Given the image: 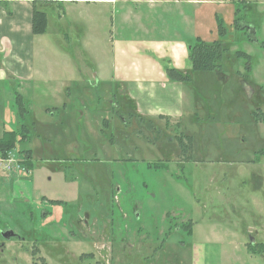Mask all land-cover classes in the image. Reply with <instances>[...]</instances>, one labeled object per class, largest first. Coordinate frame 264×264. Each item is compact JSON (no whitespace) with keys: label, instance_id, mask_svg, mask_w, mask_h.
I'll use <instances>...</instances> for the list:
<instances>
[{"label":"rangeland","instance_id":"rangeland-1","mask_svg":"<svg viewBox=\"0 0 264 264\" xmlns=\"http://www.w3.org/2000/svg\"><path fill=\"white\" fill-rule=\"evenodd\" d=\"M74 4L64 16L68 37L56 31L45 39L48 45L38 46L37 64L53 67L43 73L54 83L21 90L0 85V137L23 128L27 112L16 91L40 122L31 124L27 115L26 137L0 155V264H192L193 243L196 264H264L248 245L250 235L264 242V155L258 151L264 133L252 128L246 143L226 142L218 129L203 135L200 127L208 120L209 96L235 102L233 114L241 106L250 116L254 101L262 107L254 110L264 112V0H195L189 43L198 36L210 43L221 39L227 48L222 65L231 74L245 70L255 91H244L236 76L218 86L224 70L195 72L179 124L136 115L127 84L111 78L115 56L107 40L104 53L97 38L87 45L93 31L86 34L85 26L92 25ZM146 6L137 10L158 22L156 31L177 37L183 28L191 38V23L181 14H191V2ZM61 83L71 93L65 105L55 98ZM60 104L55 116L43 110ZM188 133H196L193 145L183 136ZM181 138L190 149L183 150ZM10 173L28 178L16 179L12 190ZM193 222L191 237L186 229Z\"/></svg>","mask_w":264,"mask_h":264},{"label":"crops","instance_id":"crops-1","mask_svg":"<svg viewBox=\"0 0 264 264\" xmlns=\"http://www.w3.org/2000/svg\"><path fill=\"white\" fill-rule=\"evenodd\" d=\"M169 1L170 0H0V85H9L14 89L18 88L21 90L26 86L39 89L40 86L48 87V84L52 85L54 83L55 80H50V77L43 73L48 70L52 71L53 67L49 68L48 65L43 64L39 66L37 64L39 55L38 46L39 44L48 45L45 39L51 36L54 37L52 34L56 31L65 32V36L68 37L69 30L64 25L66 19L64 16L68 15L69 9H73L72 5L75 3V7H79L83 10V16H81L80 13L81 20L91 23L92 25L85 26L86 34L93 31V35L87 40V45L91 44L94 38H97V45L99 44L104 53L103 40H107L106 44L109 46L110 53L112 52L115 56L112 68L119 76L118 77L117 74L113 72L111 78L127 84L129 91L127 96L134 104L133 108L136 115L150 121L155 119H168L176 121V123L179 124L187 113L186 86L193 83L195 73L193 72L191 74V81L172 80L167 74L165 60H171L173 65L171 63L169 66H174L182 72L193 70L189 54L191 43L189 42L195 38V0H183L185 3L189 4L191 2L193 4L191 14L181 10L183 19L191 23V27L187 28V34H191V38L186 37L183 28H180L178 33L175 31L174 34H178V36L176 35L177 37L162 35L158 30L156 31L158 22H148L149 20L147 21L137 10L139 5H148L146 9L149 10L151 7H156L157 5H166ZM35 9H40L47 14L46 31L42 34H35L33 30ZM74 9L76 10V8ZM55 11V18L51 17V14H54ZM52 22L56 24V29H52ZM109 27L110 34L107 36ZM153 33L160 35L161 38L151 37L150 34L152 35ZM80 36H82L81 33ZM55 49L56 48L53 47V50ZM153 54H157V56H160L164 61L159 63L151 57ZM222 70H224L225 73L218 74L225 79H223L218 86H225L228 79L232 78L231 76H236L239 78V83L244 91L248 94L255 91L254 87L248 82L246 74L242 73V71L245 72V70H235L234 74H231L233 72L227 68L225 69L224 66ZM74 71H76L75 68ZM219 71L221 70L211 71L210 74ZM71 77L74 81L76 76ZM67 84L63 86V83H61L59 92L55 96V98L58 99L59 102H63L64 105L66 104V102L63 101L64 97L66 94H71L70 90H67ZM36 92L39 93L40 90ZM16 93L17 96L25 102L23 95L19 94L17 91ZM205 102L208 120L200 124V127L203 128V135L206 134V129L211 131H213V129L214 131L218 129L226 139V142L228 140L236 142L239 139L240 143H246L249 137V129L255 128L261 133H264V120H257L254 113L258 107L262 110L260 103L257 105L256 101L252 102L253 108L256 109H252L249 116L247 111L243 109L241 111V106L238 107L236 113L233 114V109L236 106L235 102L229 103L224 99H217L216 101V98L213 99L210 96ZM202 107L203 105H199L197 108L201 109ZM43 110L48 115L55 116L56 113H60L61 104L53 108L47 105ZM26 112L27 113H24L20 119L22 126L27 127L29 125V121L26 122L27 124L23 123L25 119H28L26 117L27 115L29 118L32 117L31 124H38L39 120L36 115L32 114V110L29 109V111L26 110ZM249 118H251V120H249ZM239 121L242 123H239ZM13 124L15 126L18 124L16 118ZM248 125H250V127L247 130H242L245 128L244 126ZM200 132L201 131L197 133ZM195 134L196 133L186 134L188 137H191L192 145L195 140ZM263 139L264 137L262 136V140ZM27 150L31 157V149ZM192 150L194 151L193 148ZM22 177L24 178L18 175L15 176L13 173L7 176V178H10L12 190L19 184L16 179L28 178L25 176ZM190 224L191 226L187 227L186 230L190 232L188 234L193 237V235L195 236V223L193 222ZM216 241L221 242V240L218 239ZM165 244L166 243H161L158 245L161 247L159 250H153L157 254H153V252L151 254L154 257H158V254L162 252ZM192 264H196L195 243H193Z\"/></svg>","mask_w":264,"mask_h":264},{"label":"trees","instance_id":"trees-1","mask_svg":"<svg viewBox=\"0 0 264 264\" xmlns=\"http://www.w3.org/2000/svg\"><path fill=\"white\" fill-rule=\"evenodd\" d=\"M240 19H236L235 22L238 24ZM47 26V14L46 12L35 9L34 16H33V30L35 34H42L46 31ZM220 26L222 27L221 23ZM239 26V24H238ZM225 29L222 28V35H224ZM227 48L225 43L221 39H216L214 42H207L202 37L198 36L197 40L194 44L191 45L189 50L190 59L193 65V70L190 73L182 72L181 70L175 68L174 66H167V74L170 79L176 81H191L192 80V73L194 72H211L215 70H222L223 65L222 61L225 58ZM243 54V52H241ZM249 56L248 53H246ZM20 109L22 112L26 111V108L23 104V101H20ZM22 106V108H21ZM257 110H260L258 107ZM254 111L255 118L263 119L264 120V112ZM24 115V113H23ZM28 129L26 126H23L22 129H13V130H6L4 131L3 135L0 137V155H4L8 150L15 147L16 143L26 137L25 133H27ZM184 137H188L183 135ZM184 138H181V145L183 150L190 149L188 144H185ZM191 140V137L189 136ZM31 151V150H30ZM191 226V224L189 225ZM260 250H264V243L259 244ZM251 248L255 249V247L251 244L249 245Z\"/></svg>","mask_w":264,"mask_h":264},{"label":"flooded vegetation","instance_id":"flooded-vegetation-1","mask_svg":"<svg viewBox=\"0 0 264 264\" xmlns=\"http://www.w3.org/2000/svg\"><path fill=\"white\" fill-rule=\"evenodd\" d=\"M259 152H261V154L262 155H264V148H260L259 150H258ZM4 232H7V231H4ZM252 233V232H251ZM250 241H252V242H249V244L248 245H253L254 247H255V251H256V253L257 254H260V255H263L264 256V250H260V245L259 244H261V243H264V242H259V241H257L255 238H254V236L253 235H250ZM256 241V242H255ZM100 250H101V252L103 251L102 250V247H100ZM104 257H105V255H104Z\"/></svg>","mask_w":264,"mask_h":264},{"label":"water","instance_id":"water-1","mask_svg":"<svg viewBox=\"0 0 264 264\" xmlns=\"http://www.w3.org/2000/svg\"><path fill=\"white\" fill-rule=\"evenodd\" d=\"M2 234H3L5 237H9V236H12V235H13V233L10 232V231L3 232Z\"/></svg>","mask_w":264,"mask_h":264},{"label":"built area","instance_id":"built-area-1","mask_svg":"<svg viewBox=\"0 0 264 264\" xmlns=\"http://www.w3.org/2000/svg\"><path fill=\"white\" fill-rule=\"evenodd\" d=\"M1 164H2V163H1V161H0V166H1ZM1 167H2V166H1ZM7 167L9 168V165H7ZM6 169H7V168H6Z\"/></svg>","mask_w":264,"mask_h":264}]
</instances>
